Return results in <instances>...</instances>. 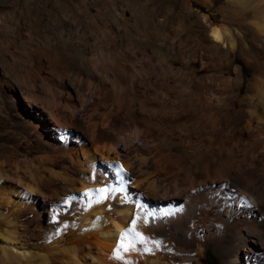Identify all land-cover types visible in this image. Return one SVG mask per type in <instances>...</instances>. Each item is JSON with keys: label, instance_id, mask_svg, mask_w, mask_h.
Returning a JSON list of instances; mask_svg holds the SVG:
<instances>
[{"label": "bare ground", "instance_id": "1", "mask_svg": "<svg viewBox=\"0 0 264 264\" xmlns=\"http://www.w3.org/2000/svg\"><path fill=\"white\" fill-rule=\"evenodd\" d=\"M183 7L187 16L172 28L178 65L164 58L161 76H127L102 54L107 76L100 77L110 83L95 85L107 106L101 130L75 139L63 112L47 116L22 94L20 123L55 133L33 156V148H0V264H208L209 247L220 264H264V0H184ZM253 44L257 52L244 54L259 73L252 80L238 64L195 76L206 52L218 62L219 51L230 57ZM124 45L135 54L137 43ZM141 52L152 57L150 48ZM5 90L17 105L11 86ZM133 219L160 244L149 241L153 253L142 254L138 243L117 259L119 234Z\"/></svg>", "mask_w": 264, "mask_h": 264}, {"label": "rangeland", "instance_id": "2", "mask_svg": "<svg viewBox=\"0 0 264 264\" xmlns=\"http://www.w3.org/2000/svg\"><path fill=\"white\" fill-rule=\"evenodd\" d=\"M183 5L184 0H0V148L22 152L33 148L34 152H29L33 156L53 138L52 129L31 132L20 123L19 104L25 107L27 102L44 108L47 116L64 113L66 124L72 126L68 135L75 139H79V131L89 134L101 130L100 115L107 106L95 85L98 81L110 83L100 77L107 76L102 54L111 53L127 76H161L164 58L172 67L178 65L172 28L189 12ZM191 10L202 13L205 9L193 3ZM189 24L186 17V35L192 38ZM128 38L138 45L134 55H129L124 45ZM203 43L215 49L209 40ZM143 47L153 51L152 57L142 54ZM247 52L256 53V44L242 53L238 49L230 57L221 50L218 62L206 52L204 66L195 65L199 70L195 76L210 78L219 74L220 66L230 72L238 64L248 82L259 73L246 62ZM169 76L176 75L171 71ZM8 86L17 105L5 90ZM116 92L114 85L110 97ZM109 130L103 131L109 134ZM204 259L208 264L221 262L211 247L205 249Z\"/></svg>", "mask_w": 264, "mask_h": 264}, {"label": "snow or ice", "instance_id": "3", "mask_svg": "<svg viewBox=\"0 0 264 264\" xmlns=\"http://www.w3.org/2000/svg\"><path fill=\"white\" fill-rule=\"evenodd\" d=\"M219 38V37H218ZM115 164H118V162H114V165ZM117 171L119 173H126V170L123 168L122 165H120L117 169ZM95 178V177H94ZM122 178V177H121ZM108 187H104V188H99V189H86L84 191V193L81 194V197L84 198V197H89L91 193L93 192H97V193H107L108 192ZM106 198V197H105ZM97 202H100V201H97ZM64 204H67L68 203V200H64L63 201ZM91 203L92 201L89 199V206H91ZM140 207H143V205H139ZM67 210V209H65ZM55 215V214H54ZM136 223L137 221L135 219H133L131 221V224H132V227H128V228H125V230L123 232H121L119 235H120V238L119 240L117 241V247L113 250L114 252V255L116 256L117 259H122V257L120 256V250L122 249L125 253L129 252L130 250L132 249H135L136 248V245L139 243L141 245L139 251L142 253V254H151L153 253V248L151 247H147L146 245L148 244L149 241H152L154 242L157 246H159L160 242L159 241H156L154 240L153 237H148V236H145L143 233L139 232V231H136ZM66 227V225H65ZM130 233H134V236H133V239L131 241H129L128 243H125V237L128 236ZM56 235H59L60 234V230L57 229Z\"/></svg>", "mask_w": 264, "mask_h": 264}]
</instances>
